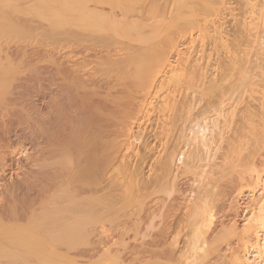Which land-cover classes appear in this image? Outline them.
Instances as JSON below:
<instances>
[{
    "label": "bare ground",
    "instance_id": "bare-ground-1",
    "mask_svg": "<svg viewBox=\"0 0 264 264\" xmlns=\"http://www.w3.org/2000/svg\"><path fill=\"white\" fill-rule=\"evenodd\" d=\"M61 254L264 264V0H0V264Z\"/></svg>",
    "mask_w": 264,
    "mask_h": 264
},
{
    "label": "rangeland",
    "instance_id": "rangeland-1",
    "mask_svg": "<svg viewBox=\"0 0 264 264\" xmlns=\"http://www.w3.org/2000/svg\"><path fill=\"white\" fill-rule=\"evenodd\" d=\"M21 72H22V70L19 72V74H21ZM23 72H24V71H23ZM205 125H206V124H205ZM192 174H193V173H192ZM192 174H189L188 176H190V178H191V176H192V179H193V176H194V175H192ZM194 177H195V176H194ZM125 204H126V203H124V206H125ZM127 206H128V205H127ZM100 236H101V235H100ZM98 237H99V235H98ZM98 237H96V238H98ZM106 237H107V236L104 235V237H103V235H102V238L105 239ZM96 238H94V239H95V240H99V238H101V237H99L98 239H96ZM108 238H109V237H108ZM108 238H106V239H108ZM104 239H101V240H100L101 243H102V240H104ZM92 241H93V240H92ZM100 241H98L96 245L100 244V243H99ZM105 241H106V242H105ZM105 241L103 242L105 245H106V243H108V244H107V250H106V246L103 245V243H102V245L104 246L103 248L100 247L101 244L98 246V247L101 248V250L104 249L103 251L98 250V248H97V246L95 245V243H91L92 245H93V244L95 245V246H93L92 249H94V247H96L95 249L98 250V251L100 252V254H101V252H102V253H105V254H107V253L109 254V253L112 252V249H110V248L113 247V251H114V252H115V250L117 249L118 251L116 250V252H118V254L121 253L120 255H122L123 253L125 254L124 251H126L124 248H126V247H127L126 249H128V247L131 248L130 245H131L132 242H133V241L130 240V241L125 242L124 244H123V243L121 244V241L119 242V240H118V241L115 240V242H117V243H115V242H114V239H113L112 241L109 240V242H112V243H109L107 240H105ZM94 242H96V241H94ZM128 242H129V243H128ZM130 242H131V244H130ZM89 243H90V242H89ZM113 243H114V244H113ZM118 243L121 244V245L119 244L120 246L124 245L125 247H124V246L119 247V245H117ZM111 244H113V245H111ZM128 244H129V245H128ZM114 245H116V246H114ZM127 245H128V246H127ZM87 246H88V247H87ZM87 246L85 245L86 248H85V247H84V248H85V249H87V248H88V249H91V248H89V246H91L90 244L87 243ZM117 246H118L119 249L117 248ZM91 247H92V246H91ZM114 247H116V249H115ZM123 247H124V248H123ZM100 248H99V249H100ZM122 248L124 249V251L122 250ZM95 249H94V250H95ZM120 250L123 251V253L120 252ZM130 250H131V249H130ZM104 251H105V252H104ZM106 251H107V253H106ZM129 252H130V251L128 250L126 253H129ZM124 254H123V255H124ZM61 255H63V257H64V258H61V259H64L63 261H66L65 259H66L67 257H65V256H67V255H66V254H61ZM64 255H65V256H64ZM67 261H68V264H70V263H69V262H70L69 259H67ZM67 261H66V262H67ZM66 262H65L64 264H67ZM72 264H73V263H72ZM92 264H93V263H92ZM94 264H99V263H94Z\"/></svg>",
    "mask_w": 264,
    "mask_h": 264
}]
</instances>
